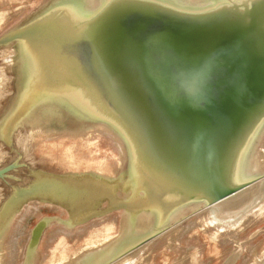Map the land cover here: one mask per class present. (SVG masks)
Masks as SVG:
<instances>
[{"label":"water","instance_id":"95a60500","mask_svg":"<svg viewBox=\"0 0 264 264\" xmlns=\"http://www.w3.org/2000/svg\"><path fill=\"white\" fill-rule=\"evenodd\" d=\"M25 5L0 28V52H13L8 92L0 72V144L11 146L22 129L28 145L0 165L8 190L1 264L53 263L62 255L47 262L41 253L51 227L59 228L55 239L73 238L112 215L123 226L83 264H145L151 245L203 214L209 234L240 228L222 263L236 264L264 234V0H43L30 12ZM101 128L124 159L121 168L105 164L110 177L66 161L83 160L92 146L81 135ZM45 131L57 132L49 149L37 145ZM28 208L12 263L8 234ZM35 213L42 215L28 229ZM86 239L63 254L88 253ZM255 264H264V252Z\"/></svg>","mask_w":264,"mask_h":264},{"label":"bare ground","instance_id":"6f19581e","mask_svg":"<svg viewBox=\"0 0 264 264\" xmlns=\"http://www.w3.org/2000/svg\"><path fill=\"white\" fill-rule=\"evenodd\" d=\"M29 4H30V2H28V5ZM2 5H4L5 8H4V6L2 7ZM7 5H8L7 2H2L1 7H0V28L10 17H12L14 15V13L15 14L18 13L17 15H20L25 11L24 9L26 7L28 8L27 5H23L21 8H18L16 10V12H14V11L9 12L11 10V8L8 7ZM2 78H3L2 75H0V85L4 84V81H1ZM56 135H57V132L45 131L44 135L40 136V139H42L41 142L37 143V145H40L41 147L49 149L50 146L53 144L52 141L56 140V137H57ZM80 138L87 141V143H91L90 145L88 144V146H92V147H90L92 150L90 153H87V155L85 154V158H86L87 162L85 161V158L83 160H80L79 156H78L75 158V160L69 159V161H71L72 164L81 167L82 164L91 163L90 165H96L97 166V168L99 169L98 172L100 174L106 175V173H107L109 175V177L111 176V173L106 172L109 169L106 168L105 164L114 162L117 164L118 168H121V166L123 165L124 159L122 156L120 144L118 141H116L111 136H109V134L106 133V131L104 129L101 128V129L95 130L93 132L82 134ZM46 141L49 143H47ZM58 145L60 148L62 147V145H60V144H58ZM52 148L53 147H51V149ZM53 152L55 155L57 154V153H55L56 151H53ZM81 158H83V156ZM88 158L90 159L89 161H88ZM260 160H264V146H263V149L260 153ZM66 161H68V160L66 159ZM262 163H264V162H262ZM28 210H29V208L26 209V212L22 211L21 213L18 214V216L13 221L14 223H13V225H11L12 228H10V232L8 234L9 239L7 241L6 252H7V256H9L10 258L14 257L12 260L16 259L15 257L18 256V254H19L17 247L19 244V239L24 232L23 227H22V222H23L24 216H26ZM257 215H259V214H257ZM259 217H261V216H259ZM103 219L105 220V223H102L101 225H99V227H98V225H95V226L92 225V227L90 229L86 228V230L84 232L82 231V233L79 234L80 236H74L73 237L74 243L78 242L82 238L83 239L87 238L86 240L93 238V240L91 242H89V244H88L90 246L88 249L89 250L88 253H85L84 255L81 254V252H83L84 249L79 248V249L75 250L74 252H72L71 254H67V255L62 254V256L59 259H57L55 261L52 260L51 262H53V263L49 262V264H83L84 260L88 261L89 259L91 262L94 261V259L99 255V253L91 254L90 256H87L86 258L84 256L93 252L95 250L96 246L98 247L99 245H101V244L107 242L108 240H110L111 238L115 237L116 235L113 236L114 233L113 234L110 233V232L115 230V227L118 228L120 226V224H121V226L119 228H121L123 226V222L117 226V216H115V215H112L110 217L108 216V217H105ZM249 219H251V218H249ZM253 220L252 221L250 220L251 221L250 223H252ZM99 222L100 221H97V222H95V224H99ZM191 222H192V225H190ZM220 227L222 228L223 226L220 225ZM119 228H118V230H119ZM208 228H209L208 222H207L204 214L201 216H197L195 218H192L187 223L179 226L172 233L165 235L158 242H155L153 245H151V249L149 251V254L146 255L144 257V259L141 260V262L148 264L150 261L154 260V258L157 254L168 253V250L174 246L175 242L177 243L179 251L182 253V255H186V254L191 255L194 251L202 254L204 251L201 249V247L197 243V242H201L202 240L201 241H196V240H199L198 237H200V234L202 232L205 235H208V233H209ZM65 229H68V228H65ZM68 231L70 232L72 230H68ZM102 231L105 232L106 234L102 235L101 234ZM69 232H67V233H69ZM53 233L54 234H53V236L50 237V239H53L56 236V234H58L59 232L54 231ZM213 233L214 234L212 235L211 238L214 242V245H217V244H219V245L221 244L223 246L231 245L233 247L235 244H237V242L239 240L240 228L239 229H230L227 231H220V230L215 229V230H213ZM65 237L68 238L67 234L65 235ZM61 239H65V238L61 237L60 240ZM48 241H49V239H48ZM11 243H14L12 247L10 245ZM208 244L210 245V243H208ZM255 247H258V246H255ZM261 251L262 250L259 251L258 248L255 249V248H253V246L249 245L248 250H247V255L245 256L246 260H244L245 263H243V264H251L252 262H253L252 264H255L261 257V254H262ZM208 252H210V251H208ZM102 255H103V253H100V256H102ZM209 259H212V253L208 255L207 260H209ZM12 263H14V261ZM0 264H1V257H0Z\"/></svg>","mask_w":264,"mask_h":264},{"label":"rangeland","instance_id":"374dc122","mask_svg":"<svg viewBox=\"0 0 264 264\" xmlns=\"http://www.w3.org/2000/svg\"><path fill=\"white\" fill-rule=\"evenodd\" d=\"M42 1L43 0H0V7H1L2 2H7L8 3L7 6L11 8V10L9 12H13V11L16 12V10L18 8H21L23 5H25L26 2H30L31 6L27 10V12H28L29 10L31 11V9L35 5H39ZM3 6L4 5H2V7ZM4 8H5V6H4ZM15 17L14 18L10 17L7 20V22H14L15 23V21L18 19L17 16H15ZM10 20H12V21H10ZM4 51L0 52V72L6 71V75H8V82H7L8 87H6V92H8L9 88H10L9 87V85H10L9 82H11L10 81L11 76L9 74V70L10 69L7 68V67H9L8 66L9 62L7 60V57L10 54L12 55L13 52H12V49H8V48L4 49ZM6 79H7V77H6ZM4 97L0 94V98H1L0 99V104H4V101H5ZM22 131H23L22 129L17 130V132L13 136V144L11 146L10 145H6V144H4V145L0 144V151H1L0 158H2V160H3V162L0 163V165L3 164L4 162H10V161L14 160L16 158V155H17L15 150L22 151V148L24 146L28 147V145L27 144L25 145V143H24L25 141H23V139H22V138H24V139L26 138L27 139V135L25 134V131H24V134L22 133ZM22 135H24V136H22ZM32 142L35 143L33 140H32ZM50 150L52 151V149H50ZM36 151L39 154V148L38 147L36 148ZM27 154L25 155V158H28ZM67 156H68V154L66 155V157ZM25 158H23V159H25ZM39 159H38V161H39ZM67 160H69V159H67ZM89 160L90 159L88 158V161ZM42 163H45V162H43V160H42ZM69 170H71V169H69ZM19 174L22 175V176H25L26 172L19 171ZM7 192H8V190L5 188V186L0 187V201H1V198L4 197ZM41 215H42L41 213H35L34 215H32V217L28 218V220L26 222V226L28 227V229L30 227H32V225L41 217ZM190 225H192V222L190 223ZM54 227H55V229H54ZM262 227H264V224H263ZM52 228H53V230H52ZM254 228H257V226H255ZM254 228L250 229L249 231H246V232L242 233V235H241L242 240L241 241H249L250 237H251V234L256 231V230H254V231L251 232V230H253ZM56 229H59V228H57V225L51 227L46 232V235L43 238V241H42V244H41V250H42L41 253L43 254L42 256H44V261H47V262H49L50 259H54V258L57 259V257L62 255L63 253H70L75 247H77V246H79V245L84 243V239L79 240L78 242L74 243V239L71 238V237L70 238L61 239V240H60V238H58L59 241L54 238V240L52 239L53 241L52 240L48 241V238L50 237V232H54V231H56ZM211 237H212V233L211 232H210V234L208 233V235H205L202 232L200 234V237H198L199 240H196V241H201L202 240L201 242H197L198 245L201 247V249L204 251L202 254H200L199 252L194 251L193 254H191L188 257L189 259L187 258L188 260H184L181 252L179 251V248L177 247L178 245H175L172 249L169 250V254L168 255L157 254V256L155 257L153 262H151L150 264H222L223 261L225 260V258H227V256H229V254L233 251L232 246L231 245L223 246L221 244L220 245L219 244L214 245V242H213ZM252 242H253V244H251V246H253V248H255V249L258 248L259 251L262 250L261 253L264 252V250L262 248L263 245H264V234L261 235V236H258L257 238H255ZM208 243H210V245ZM13 244L14 243L10 244L11 247L13 246ZM256 245L258 247H255ZM208 251H210V252H208ZM211 253H212V259L207 260L208 255L211 254ZM246 255H247V250H245L241 254V257L239 258V260H238V262L236 264L245 263L244 260H246L245 259ZM13 258L14 257L10 258L11 262L15 261V259L12 260ZM15 258H17V256Z\"/></svg>","mask_w":264,"mask_h":264}]
</instances>
